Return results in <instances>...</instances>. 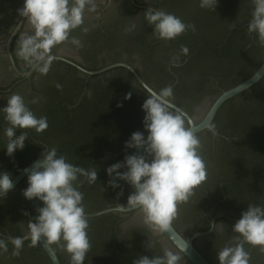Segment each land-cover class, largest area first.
Wrapping results in <instances>:
<instances>
[{"label": "flooded vegetation", "instance_id": "1", "mask_svg": "<svg viewBox=\"0 0 264 264\" xmlns=\"http://www.w3.org/2000/svg\"><path fill=\"white\" fill-rule=\"evenodd\" d=\"M22 6L23 0H0V71L6 76L0 78V107L13 93L23 95L26 101L40 98L38 103L28 106L37 116L47 117L48 128L39 134L29 131L24 148L9 157L3 149L5 122L0 116V164L9 169L12 179L23 167L40 158L41 146H56L70 162L84 168L96 167L97 182L88 185L85 181L80 188L87 213L115 207V202L126 203V198L110 194L112 188L107 186L109 177L105 168L129 154L119 153L126 148L124 143H117V137L129 138L131 133L141 131L144 115L141 104L147 95L128 69H103L124 63L153 90L171 85L175 103L199 122L222 91L249 77L264 59V47L254 34L246 32L250 0H219L215 11L200 8L198 0H149V3L119 0L116 8L108 0H97V11L85 16L88 31L77 29L72 33L82 46L78 49L69 44L59 46L54 50L58 59L46 75L33 72L25 77L22 75L25 66L15 56L16 36H11L15 25L23 20L17 12ZM149 6L179 16L193 25L195 31L189 29L173 40L155 38L152 27L138 16ZM133 22L135 29L126 32ZM26 30L27 23H20V31ZM181 47L188 48L187 55L180 54ZM174 56H179L176 67L170 63ZM138 57L155 77V83L137 65ZM208 91H213V96L195 117L194 106ZM128 92L132 93L131 98L125 100ZM211 123L215 134L207 130L199 133L206 180L194 189L187 203L178 207L177 215L191 220L190 231L183 233L174 222L176 231L187 240L207 232L194 237L192 244L209 264L213 262L199 242L205 240L216 255L236 235L230 230L231 225L247 205H264V76L249 89L226 100ZM19 132L17 129L16 135ZM204 138L206 141H202ZM120 184L123 190L132 191L123 181ZM25 187L26 177L0 199V238L5 241L25 234L28 220L37 214L23 221L18 218L21 209L26 207L31 212L41 206L40 201L22 196ZM211 222H223V234L212 232ZM88 236L91 249L86 257L94 264H133L141 255L158 254L169 243L140 221L138 211L110 212L89 218ZM245 248L250 255L249 264H256L264 253L247 244ZM29 249L41 248L28 246L24 251ZM12 250L8 244L4 253L12 255ZM40 251L50 264L45 252ZM55 253L63 264L58 250ZM12 257L20 260L23 255L20 251ZM185 264L191 263L185 258Z\"/></svg>", "mask_w": 264, "mask_h": 264}, {"label": "clouds", "instance_id": "2", "mask_svg": "<svg viewBox=\"0 0 264 264\" xmlns=\"http://www.w3.org/2000/svg\"><path fill=\"white\" fill-rule=\"evenodd\" d=\"M145 2L149 3V0ZM218 2L198 0V5L215 11ZM108 3L116 8L119 0H108ZM250 4L246 32L254 34L260 46L264 47V0H250ZM96 11L97 0H23V6L17 10L23 20L11 33V36H16L15 56L26 69L22 75L27 77L33 72L46 75L58 59L54 50L61 45L80 48L81 40L72 33L77 29L87 32L85 16ZM138 16L152 27V35L157 39L173 40L189 29L195 31L193 25L186 24L179 16L159 8L149 6ZM23 22L28 25L26 31H20V23ZM135 27L136 24L131 23L126 32ZM188 51L187 47H181L180 54L187 55ZM170 63L173 67L178 66L179 56L172 57ZM145 88L147 95L141 104L144 131L131 133L124 142L126 149L136 151L125 154L122 161L105 168L109 177L106 183L114 190L119 189L117 198L123 194L120 181L132 189L126 203L115 202V212L138 211L143 224L154 235L165 236L169 241L158 254L151 257L141 255L133 264H185L189 241L175 230L174 221L179 205L187 203L194 189L206 180L199 133L207 130L214 134L215 127L207 119L199 122L190 119L175 103L171 85L159 91L147 85ZM131 95V92L126 93L124 99H130ZM39 99L34 97L26 101L23 95L13 93L0 107V116L5 122V155L11 157L15 151L22 150L29 131L39 134L47 130V117L37 116L28 106L29 103H38ZM17 129L20 130L19 135H16ZM41 147L40 158L30 168L22 170L26 173L22 196L29 201H40L41 206L28 220L25 234L10 237L7 242L0 238V253L7 252L8 244H11L12 255L18 256L28 241L29 247L45 245L53 258L57 250H62L67 254L69 264H84L91 242L89 217L80 188L85 181L88 185L97 182V168H84L70 162L55 146ZM13 188L10 174L0 171V199ZM211 224L212 232L223 234V222ZM230 230L236 235L216 252L218 264H249L250 255L245 244L264 252V205L248 204Z\"/></svg>", "mask_w": 264, "mask_h": 264}, {"label": "water", "instance_id": "3", "mask_svg": "<svg viewBox=\"0 0 264 264\" xmlns=\"http://www.w3.org/2000/svg\"><path fill=\"white\" fill-rule=\"evenodd\" d=\"M136 63H137V65L139 67H141L143 72L146 73V75L148 76L150 81L155 83L156 82L155 81V77H153L151 74H149L148 69H146L145 65H143V61H141V59L139 57L137 58V62ZM113 67H124V68H126L128 70L132 69L131 67H129L128 65H126L124 63H116V64H113V65H110L109 67L103 69L102 71L108 70V69L113 68ZM1 72L2 71H0V78L6 77L5 74H3ZM130 72L134 75L135 79L140 83V85L147 91V89L145 88L146 84L138 77V75L135 73V71L132 69V70H130ZM263 76H264V59L261 62V64L259 65V67L249 77H247L245 80H243L242 82L238 83L237 85H235V86H233V87H231V88H229L227 90L222 91L215 98V100L212 102V104L210 105V107L208 108V110L206 111L205 115L203 116V118L200 121H202L204 119H207L211 123L216 111L218 110V108L226 100L232 98L233 96H236L237 94L241 93L244 90L249 89L251 86L255 85ZM208 87L212 88V85L209 84ZM211 96H213V91H208L204 95V98L201 100V102L198 103L196 106H194V108H195V114H194L195 117H198L199 113L201 112V110L205 106V101L208 98H210ZM189 118H190V116H189ZM141 131H144L143 127L141 128ZM146 134L147 133L145 132V135ZM127 139H128L127 136L126 137L125 136H118L117 137V143H124ZM204 140H205V138L202 139V141H204ZM123 151H127V152H129V154H132L136 150H134V149H123L119 153H121ZM38 159H36V160H38ZM36 160H34V161H36ZM34 161H32L31 163H29L28 165L23 167L12 178L14 187L24 177H26V173L24 171H22V170L26 169V168H30ZM0 170L9 173V169L7 167H5V168L2 167L1 164H0ZM121 170H123V169H121ZM117 191H119V189H117V190H114V189L109 190L110 194L115 196V197H116V192ZM129 193H130L129 190H123V194L119 198H126L127 199V196L129 195ZM114 209H115V207H108V208H104L102 210H98V211H95V212H92V213H87V214H88L89 218H92V217L101 216V215H104V214H107V213H110V212H115ZM35 212H36L35 209L31 210V212H30V210L25 207V208L20 210V212L18 214V218H20L21 220L24 221L26 218H28L30 216H33V214ZM24 213H27V215H25ZM139 217H140V221L142 222V218H141L140 214H139ZM174 222L176 223V225L179 227V229L183 233H188L190 231L191 220L186 219L184 217H180V216L177 215V217H176ZM206 234H207V232L197 233L192 238L188 239L189 248H188V251H187V254H186L185 258L191 264H209L207 262V260L201 255V253L192 244V239L194 237L203 236V235H206ZM8 238H10V237H8ZM8 238H7V240H8ZM165 238L167 239V237H165ZM7 240H6V242H7ZM199 245H200L201 249L204 251V253L211 259L213 264H218V261L216 259V255L212 253L211 249H209L207 242L205 240H201L199 242ZM38 246L45 252L46 256L48 257V259L50 261V264H61L56 253H55V258H53V254L49 251V249L45 245L40 244ZM58 252H59V254L61 256L63 264H69V258L67 256V254L64 253L62 250H58ZM1 256H2V259H4V264H47L46 261L44 260V258H42L40 255L36 254V256L33 257V256L29 255V253H27V250L24 251V255H23V257L20 260L15 259L14 257H12V255H9L7 253H2ZM84 264H94V262H93V260L91 258H87L86 257L85 261H84ZM256 264H264V253L257 259Z\"/></svg>", "mask_w": 264, "mask_h": 264}, {"label": "trees", "instance_id": "4", "mask_svg": "<svg viewBox=\"0 0 264 264\" xmlns=\"http://www.w3.org/2000/svg\"><path fill=\"white\" fill-rule=\"evenodd\" d=\"M14 236H19V235H14ZM27 244H28V242H25L24 247L21 249V255H24V253H23L24 252V249H27L28 248ZM40 250L41 249H38L37 251H34V250L29 249V251L27 253H29V255H31L33 257L36 256V254L37 255H40L42 258L45 259L46 263L49 264L47 258L44 255V253L41 252Z\"/></svg>", "mask_w": 264, "mask_h": 264}]
</instances>
